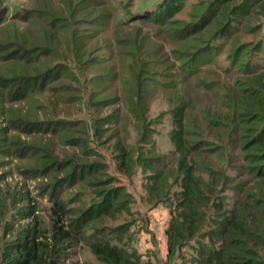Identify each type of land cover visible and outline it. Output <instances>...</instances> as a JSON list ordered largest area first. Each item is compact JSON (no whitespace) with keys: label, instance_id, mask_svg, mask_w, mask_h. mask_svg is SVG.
Instances as JSON below:
<instances>
[{"label":"trees","instance_id":"1","mask_svg":"<svg viewBox=\"0 0 264 264\" xmlns=\"http://www.w3.org/2000/svg\"><path fill=\"white\" fill-rule=\"evenodd\" d=\"M249 1L253 0H245L244 4L251 5ZM4 2L0 0V168L7 158H14L24 160L37 177L48 174L50 181L44 188L50 187L57 219L48 237L45 229L35 223L22 228L13 241L0 245V264H64V249L77 245L88 247L98 264H141L134 253L119 245L124 229L105 231L98 227L97 219H114L117 213L129 210L126 192L109 187L111 179L103 180L99 172L103 165L79 164L74 158L73 165L64 171L70 180L76 177L77 182L93 188L99 202L92 209L77 212L72 223L62 227L59 222L63 204L54 195L62 191L56 190L59 182L54 175L62 166L55 164L45 146L28 143L25 137L36 133L30 128L37 114L33 109L38 105L32 104L35 98L43 92H54L61 99L65 81L73 79L72 68L60 61L73 57L80 72L96 65L89 43L106 24L103 13L93 11L101 0H57V8L52 0H32L29 10L15 13L10 20ZM182 3L164 0L145 17L157 28L156 35L162 32L163 47L170 48V56L179 62L171 69L167 66L162 73L155 71L159 64L156 56L163 51L147 45L138 31L114 35L120 69L126 74L121 77L125 84L122 101L143 128L147 103L163 99L169 106L168 138L173 146L171 159L157 155L154 148L136 159L121 149L118 170L133 175L135 164L142 170V187L149 206L154 208L169 198L167 264H264V188L255 191L247 182L229 177L223 167L215 168L212 163L226 159L229 147L245 162V166H235V173L245 169L249 176L264 181V71L249 76L255 70L248 65L251 51L264 54V47L260 43L248 50L231 44L226 61L232 65L240 62V69L235 65L233 68L239 72L243 67L241 79L229 75V67H219L216 74L228 75L231 83L200 75V69L221 54L220 47L213 49L212 43L229 39L243 13L240 5L210 1L195 6L192 23L185 25L173 19ZM77 25L85 32L79 33ZM228 44L225 42L226 47ZM207 93L216 102L212 108L204 99L197 100ZM106 101L97 103L105 107ZM116 118L112 115L97 119L94 132L96 126ZM75 124L63 122L58 127L57 121L48 119L44 132L60 131L59 137L68 136L63 142L73 144L77 139L69 137ZM205 132L210 136H204ZM206 138L217 139L220 144ZM146 139L148 135H141V141ZM173 187L177 191L171 192ZM225 190L237 197L231 206L222 195ZM5 202L0 194V213ZM187 246L192 253L184 257Z\"/></svg>","mask_w":264,"mask_h":264},{"label":"rangeland","instance_id":"2","mask_svg":"<svg viewBox=\"0 0 264 264\" xmlns=\"http://www.w3.org/2000/svg\"><path fill=\"white\" fill-rule=\"evenodd\" d=\"M162 1L164 0H101V5L93 11L95 14L103 13L102 17L106 24L89 43L94 50L91 57L97 61L96 65L80 72L77 65L74 64L73 57L67 55L68 59L60 61L72 68L73 79L65 81L67 86L63 89V98L59 99L54 92H43L35 98L32 104L38 105L33 109L37 114H34L32 120L34 123L30 128L35 129L36 133L25 136L28 143L45 146L55 159V164L59 163L62 166L61 171L54 174L55 180L59 182L56 190L59 188L62 190L60 193L54 192V195L59 198V203L63 204L64 212L61 214L62 221L59 222L62 227L72 223L77 212L92 209L99 202L93 188L85 182H77L76 177H72L70 180L65 176L64 171H68L73 165L74 158L79 164L96 162L103 165L102 170L99 171L103 173V180L111 179L109 187L122 189L126 192L129 199V210L117 213L114 219L110 217L97 219L98 227H102L105 231L116 228L124 229V232H121L123 241L119 245L130 254L134 253L141 264L168 263L167 251L166 257L163 260L160 259L164 255L165 230L169 221L167 206L169 198L162 204L164 209L149 206L144 199L142 170L136 164L133 175L118 170L120 161L118 155L121 149H125L129 154L132 153L136 159L137 156L146 154L149 148H154L157 155H165L167 159H171L173 146L168 138L170 130L169 106L161 98L149 100L152 102L147 103V109L144 111L143 128L130 114L129 107L122 101L125 84L122 83L121 77H125L126 74L120 69L121 61L117 55L114 35L116 32L125 31L124 35H129L127 33L138 31L141 36L145 37L147 45H154L159 50L162 49L163 52H159L156 56L159 64L155 71L159 73L164 72L167 66L169 69L172 65L177 66L179 62L170 56V48L163 47L162 32L156 35L157 28L152 21L145 18L149 13L155 11ZM181 1L183 2L182 7L173 16V19L181 20L187 25L193 19L191 13L195 6L216 0ZM226 1L233 6L240 5L243 18L239 23L234 24L235 28L229 35V39H219L212 43L213 49L220 47L221 54L204 65L200 69V75L204 74L214 80L231 83L228 75L220 72L219 77L216 70L219 67H229L231 69L229 75L241 79L243 73L240 74V72L243 71V67L239 72L237 68H233L235 65L240 69V62L232 65L226 61L231 44L236 43L248 50L254 49L260 43L264 47V0L249 1L251 5H245V0ZM52 3L55 8L60 5L57 0H52ZM31 5L32 0H5L4 7L7 11V18L10 20V17L15 13L29 10ZM17 24L24 27L20 22ZM75 29L79 33L85 32L80 25L75 26ZM225 42H229L227 47ZM248 65L251 71L255 70L249 76L263 72L264 54L262 51L252 50L248 58ZM234 71H236L235 75ZM158 79L162 80L161 77ZM186 84L189 86L188 81ZM101 99H107L105 107L97 103ZM203 99L210 108L216 105L214 97L209 93L204 97H197L198 101ZM26 108L30 109L29 106ZM112 115L117 117L115 121L111 120L107 123L104 122L103 126H96L97 132H94L92 127L97 119ZM48 119L57 121L58 127L63 122L76 123L71 127L73 133L69 138L77 139V141L73 144L64 143L63 141L68 136L66 138L59 137L60 131H56L55 134L44 132ZM77 130L79 132H76ZM141 135H148V139L141 141ZM204 136L210 135L205 132ZM206 139L215 145L220 144L217 139ZM80 144L82 145L80 146ZM84 150H87L85 154L82 153ZM225 155L226 159L224 160H212L215 168L223 167L226 175L238 177L239 181L247 182L248 187L255 191L258 190V187L264 188V181L249 176L245 169L241 170V173H235V166H245V162L237 151H232L228 147ZM33 173L24 160L20 161L14 158H7L4 166L0 168V194L6 198L0 213V245L2 246L6 242L13 241L22 228L35 223H39L45 229L44 234L48 237L52 225L57 219L49 197L50 187L44 188V184L50 181V176L47 174L37 177ZM177 189V187H173L171 192L177 191ZM222 195L226 197L229 206L237 199L235 193L230 190H225ZM90 232L91 230L88 231V233ZM142 233L146 234L147 240L151 241L152 248L139 247V243L142 242L140 235ZM139 235L140 237H138ZM114 241L113 243H116ZM190 246L183 250L184 257H188L192 253ZM64 251H67L61 257L64 264H98L86 246L77 245L75 248L64 249Z\"/></svg>","mask_w":264,"mask_h":264},{"label":"crops","instance_id":"3","mask_svg":"<svg viewBox=\"0 0 264 264\" xmlns=\"http://www.w3.org/2000/svg\"><path fill=\"white\" fill-rule=\"evenodd\" d=\"M144 199H145V197H144ZM156 207H159V208H161V209H164V208L162 207V204H159V205L156 206ZM156 207H155V208H156ZM165 228H166V227H165ZM140 235H141V237H142V242L139 243V247H140V248H143V249H146V248H152L153 246L151 245V241H150V240H147L146 234L142 233V234H140ZM140 235H139L138 237H140ZM165 236H166V235H165ZM160 238H161V234H160ZM166 251H167V247H166V240H165V237H164V255L162 256L163 258L160 259V260H163V259L166 257ZM128 252H129V251H128ZM158 264H161V262L158 263Z\"/></svg>","mask_w":264,"mask_h":264}]
</instances>
